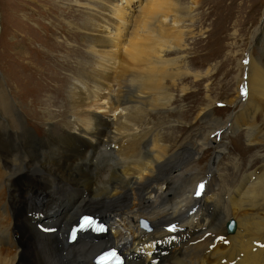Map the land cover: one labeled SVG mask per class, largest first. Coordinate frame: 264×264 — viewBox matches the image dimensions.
Returning <instances> with one entry per match:
<instances>
[{
    "label": "bare ground",
    "instance_id": "obj_1",
    "mask_svg": "<svg viewBox=\"0 0 264 264\" xmlns=\"http://www.w3.org/2000/svg\"><path fill=\"white\" fill-rule=\"evenodd\" d=\"M86 1L84 12L94 29L84 55L78 46L60 42L49 46L50 54L38 52L36 62L48 73L18 75L13 96L0 76V245L7 242L11 249L0 248V264H92L90 257L110 246L126 257L124 264H264V159L260 171L243 174L233 195L225 191L221 177L223 192L211 195L212 179L208 181L192 162L210 145V134L221 122L213 120L211 128L198 127L194 135L180 140L155 131L154 125L143 127L171 104L167 81L177 85L182 60L163 57L173 48L166 41L172 31L163 36L158 30H168L167 25L175 29L184 7L175 0H135L143 4L126 13L120 0H111L112 21L103 19L98 27L91 17L96 0ZM72 11L66 19L74 17ZM169 12L172 24L166 22ZM65 22L60 26L65 33L83 28L72 26L70 19L68 27ZM110 23L116 25L114 34ZM152 24L156 35L149 34ZM129 25L132 29L126 34ZM21 58L35 60L29 52H22ZM256 64L252 57L248 97L241 104L251 121L247 142L262 146L263 133L253 119L259 106L264 111V64L262 69ZM19 66L27 69L22 62ZM70 76L80 84H71L63 105L49 94L50 81L67 87ZM239 82L243 81L237 80V93ZM29 96L34 106L30 112L23 105ZM51 105L63 108L59 116ZM208 109L199 108L202 122L210 117ZM114 112L117 115L111 117ZM230 126H240L239 118ZM220 151L225 150L214 151L212 165L218 163ZM67 196L77 198L52 215ZM224 202L228 207L222 209ZM227 211L238 220L236 232V221ZM85 212L100 217L109 229L94 238L82 234L67 244L69 224ZM231 221L234 228L229 231Z\"/></svg>",
    "mask_w": 264,
    "mask_h": 264
},
{
    "label": "rangeland",
    "instance_id": "obj_2",
    "mask_svg": "<svg viewBox=\"0 0 264 264\" xmlns=\"http://www.w3.org/2000/svg\"><path fill=\"white\" fill-rule=\"evenodd\" d=\"M110 1L111 0H96L95 7H92L93 15L91 17L96 21L95 24H99L98 27H100V21L105 22L103 19H110L108 17V14H110L109 12H112ZM175 1H177L181 7H184V11L176 18L181 21L179 20L174 23V27L176 26L175 29L167 25L165 28H168V30L158 31L164 34L163 36H165L164 32H167L166 35H168L169 31H172L170 35L166 36V41H168L167 44H172L173 48L166 49L163 57L169 60L181 59V69L183 71L180 70L181 73L177 74L179 76L176 81L177 85L172 87L171 82L169 80L167 81L168 91L172 93L171 104L167 106V108H161L150 116L151 118L149 117L147 119L143 127L147 124L149 126L154 125L155 129H157L155 131L164 133V135H173L175 139L180 140L186 135L194 132L198 127H208L209 125V128H211L213 120L221 122V125L210 134L212 139L210 145H206L203 148V152H199L192 163L200 170L202 169V175L205 173L207 174L206 177L208 181L212 179L213 185L210 191L211 195L216 193L218 195V192H223L220 187L223 184V182L220 183L219 181L220 177L225 181V191L228 192V195H233V191L243 178V174H248L250 171L256 169L260 171V164L264 159V145L256 146L254 143L248 144L247 142L246 133L248 131V126L251 125V121L247 118V115L244 114L246 111L241 104V102H246L248 97V91L247 95H242V91L247 84V75L253 71V69H248L251 58L253 57V60L257 64L259 62L258 65L256 64L257 66L255 65L256 67L261 66L262 69V65L264 64V0ZM84 2L87 1L0 0V76L4 78V80H7L4 81V83L12 96L15 95L14 82L17 80L18 75L29 78L35 72L39 73L38 70L41 71L42 74L48 73L47 69H43L42 66L36 62L39 56L38 52L46 51L50 54L51 51L49 50V46L57 45L56 43L60 42L61 44L65 43L64 45L78 46L82 55L85 54L87 42L90 39L89 33L94 28L91 24L92 18L90 19L87 17V13H85L88 9L85 10L86 8L84 7L87 5L84 4ZM119 3L126 13L135 12L134 9L143 4L142 1L139 2L135 0H120ZM189 7L191 8L188 9ZM70 8L71 11L73 10L72 13L74 17L68 18L72 26L75 25L79 28L83 26L80 30L81 34L78 32V29L75 30L74 34L65 33L64 30L61 31V27H63V25L61 26V21L69 22L66 16H68L67 14ZM167 15L169 17L166 22L172 24V12H169ZM158 18L154 23V25L157 24V29L158 26H160V24H158L161 18L160 15ZM110 20L112 21V19ZM86 22L89 24H87L88 27L84 29V23ZM164 24L166 25V23ZM121 25L122 24H117V27L122 29ZM154 25H151L150 35H154L155 32L157 33L156 26ZM48 26L51 30L48 29ZM161 27H163L162 24ZM64 28H66L65 25ZM115 28L116 25L110 23L109 30L112 31V34H114L113 30ZM257 28H259L258 32H256ZM46 29H48L47 34L45 32ZM131 29L132 26L129 25L125 29L126 34H129ZM22 52H29L31 57L35 59L32 61L34 63H30L25 59L22 60ZM55 54H57V51H55ZM21 62L27 69L24 68V70L20 68L19 64H21ZM90 64L91 62H89L87 66L90 67ZM172 70V68L167 69L164 74L166 75L167 72H172ZM185 72L188 74L186 75ZM59 75L61 74L59 73ZM238 79L243 82H239L237 93L236 86ZM71 84L79 86L80 83L71 76L67 87L65 83L59 80L50 81L53 90L50 91L49 94L52 96L54 95L52 98H56L59 103L64 105L65 99H67V90L70 86L73 87ZM182 89L187 90L182 93ZM57 91H60L61 94H57L59 93ZM31 97L32 96L26 98L23 104L24 108L29 112L34 108L30 102V99H32ZM174 99L175 101H173ZM254 102L258 107L259 102ZM207 105L209 107L208 111L210 117L208 121L202 122L200 118H198L199 108ZM50 109L56 111V115L63 110V108L60 109L53 105H51ZM35 110L39 109L36 108ZM257 110L258 115L253 119V123L258 126L261 130L260 133H263L264 137V111L260 106ZM116 112L118 113V111ZM116 112H114V114L111 113L110 116L113 117V115H117ZM236 118H239L240 126L231 128L232 126L230 125ZM227 122L229 126L226 124ZM31 128L36 135H40L35 127L31 126ZM217 130H219V132ZM192 135H194V133H192ZM213 137L217 138V141ZM219 143L221 144V148H215ZM214 149L225 151H220L221 154L218 158V163L215 162V164L212 165L211 158L215 151ZM210 194H208V196H211ZM76 198V196L65 197L59 205L61 210L55 211L52 215L63 212L64 209L66 210L68 205ZM224 204L222 205V209L228 207L225 202ZM191 210L194 211V209ZM227 212L230 215V219H233L234 222L236 221V232L238 220L233 217L230 211ZM215 221L216 220H214V222ZM224 224L225 227L226 222ZM139 226L144 229L140 223ZM144 231L150 232L151 229ZM228 235H231V233H227V236ZM0 248L5 251L10 249L7 242L1 244ZM9 251H11V249Z\"/></svg>",
    "mask_w": 264,
    "mask_h": 264
},
{
    "label": "snow or ice",
    "instance_id": "obj_3",
    "mask_svg": "<svg viewBox=\"0 0 264 264\" xmlns=\"http://www.w3.org/2000/svg\"><path fill=\"white\" fill-rule=\"evenodd\" d=\"M242 95H247V89H246V86H245V88H244V90L242 91ZM203 188V185L201 184V185H199L198 186V189H197V192H196V194L197 195H200L201 193H200V189H202ZM88 218H85V220H87ZM174 227V226H173Z\"/></svg>",
    "mask_w": 264,
    "mask_h": 264
},
{
    "label": "water",
    "instance_id": "obj_4",
    "mask_svg": "<svg viewBox=\"0 0 264 264\" xmlns=\"http://www.w3.org/2000/svg\"><path fill=\"white\" fill-rule=\"evenodd\" d=\"M233 228H234V226L232 225V221H231V222L228 223V225H227V229H228L229 231H232Z\"/></svg>",
    "mask_w": 264,
    "mask_h": 264
}]
</instances>
